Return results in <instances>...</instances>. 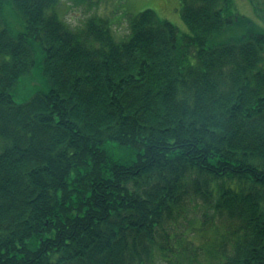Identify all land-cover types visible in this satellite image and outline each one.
<instances>
[{"label":"trees","instance_id":"trees-1","mask_svg":"<svg viewBox=\"0 0 264 264\" xmlns=\"http://www.w3.org/2000/svg\"><path fill=\"white\" fill-rule=\"evenodd\" d=\"M62 2L0 0V264H264V1L181 0L184 35L146 9L127 41Z\"/></svg>","mask_w":264,"mask_h":264},{"label":"rangeland","instance_id":"rangeland-1","mask_svg":"<svg viewBox=\"0 0 264 264\" xmlns=\"http://www.w3.org/2000/svg\"><path fill=\"white\" fill-rule=\"evenodd\" d=\"M90 3H93L92 6L88 4V1L76 3L63 0L58 12L61 18L72 26L82 25L87 18L95 14L108 18L113 35L118 41L129 40V22L133 16L146 9H153L160 18L172 22L178 28L180 35L190 33L182 17L181 0H90ZM233 3L234 11L263 26L250 0H233ZM42 69L43 62L38 60L33 71L20 78L13 90L17 102L28 101L36 93L48 91L49 85Z\"/></svg>","mask_w":264,"mask_h":264}]
</instances>
